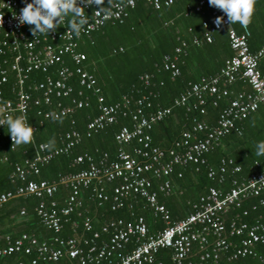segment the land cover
I'll return each instance as SVG.
<instances>
[{"label": "built area", "instance_id": "obj_1", "mask_svg": "<svg viewBox=\"0 0 264 264\" xmlns=\"http://www.w3.org/2000/svg\"><path fill=\"white\" fill-rule=\"evenodd\" d=\"M137 2H143L153 10H158L170 6L174 0H112L111 15L108 17L97 14L94 6L85 9L89 23L82 28L79 36L64 29L49 35L37 34L36 37L32 35L28 25L19 26L14 19L25 6L22 0H0V18H3V25L0 24V88L7 82L8 76L14 81L10 88L13 101L4 100L8 102L9 113L15 112L26 117L29 102L33 106L40 103L50 106L54 99L56 101L52 110L36 114L42 119L56 120L86 106V99L71 96V87L66 83L71 72L63 66L64 55L73 64L78 86L91 92L98 110L85 123L82 134L74 130L66 132L58 147L48 149L44 143L32 144V157L24 160L22 165H14L9 175L11 183L18 180L20 184L13 191L0 193V206L13 196L37 198L39 201L35 207V215L39 222L47 230L58 234L65 217L82 207L80 189L93 185L88 200L96 207L108 204V209L112 212L125 205L130 209L131 204H127V200L138 197L144 201L143 207L150 210L153 216H157L164 226L150 233L142 217L131 214L129 220H109L94 230L90 218L84 217L81 221V232L75 236H55L49 242L38 241L26 234L13 240L7 241L6 238V245L0 248V257L22 254L28 256L27 264H164L154 256L158 250L168 249V264H218L220 256L230 249L231 252L225 257L227 262L247 256L261 259L254 249L256 245L264 246V217L257 216L253 222L246 223L241 218L248 213L241 207L243 202L255 198L257 206L264 208V162H253L252 172L246 177L238 178L232 176L238 174L240 168L233 165L231 160L220 159L215 170L206 168V177L218 185L223 184L227 175H230L228 187L225 190L208 188L192 206L191 212L177 220L170 218L166 208L158 203L155 192L149 190L150 182L146 174L158 180L162 179L157 190L162 195H167L170 189L167 177L172 174L174 167H184L187 163L204 165V155L217 147L222 137L235 130L236 125L259 106L264 107V70H260L258 65L264 58V44L254 53H250L247 47V27L235 23L239 28V32H236L233 24L226 22V16L223 26L218 27L214 21L224 14L209 6L208 0H197L193 6H185L184 17L190 13L202 14L204 10L209 12L208 20L201 24L200 39L192 38L191 44H208L213 32L224 31L232 56L223 61L215 75L202 77L197 82L188 84L174 98L172 104L184 108L185 113L194 111L203 115L207 100L212 106L221 98H225L226 103L213 125H207L192 117L190 129L183 131L179 141L174 143L175 148L165 153L150 145L148 132L154 123L169 115L170 109H157L146 117L140 108L145 100L144 96L134 102L135 109L129 113L125 110L130 100L124 96L115 103L105 105L95 87L94 78L83 68L84 55L76 51V41L81 36L88 38L90 32L106 21L121 23L127 16V9ZM184 47L185 43L180 42L172 53L165 54L161 59V68L169 73L170 78L178 75L177 55L183 52ZM56 64L62 66L55 69L54 76L49 75L48 69ZM32 71H40L44 77L40 82L25 87V91V80ZM139 79L144 86L148 85L146 75ZM238 79L245 82L247 91L229 89ZM34 92H39V96L33 98ZM76 96H81L80 92ZM61 98H68L69 103L62 105L59 101ZM0 100H3L1 89ZM118 117H128L130 127H120L114 133L113 139L118 145L114 159L108 160L106 154H102L96 161L85 153L76 156L73 164H85V167L76 173L58 178V184L66 187L68 194L65 205L56 209L55 201L51 199L56 190L55 183L33 181L27 176L37 174L38 167L54 156L68 154L82 136L97 134L103 128L116 123ZM200 133L202 136L198 137L197 134ZM131 143L133 145L130 150L123 149V146ZM9 144V149L12 150L14 147L11 137ZM176 177H180L179 172ZM113 181L117 182L110 191H103V185ZM19 213L22 215L23 210ZM228 214L231 217L226 220L225 216ZM232 238L237 239L236 244L230 241ZM194 252L196 258L188 260ZM14 264L23 262L17 261Z\"/></svg>", "mask_w": 264, "mask_h": 264}, {"label": "trees", "instance_id": "obj_2", "mask_svg": "<svg viewBox=\"0 0 264 264\" xmlns=\"http://www.w3.org/2000/svg\"><path fill=\"white\" fill-rule=\"evenodd\" d=\"M196 1L174 0L170 6L161 7L158 10H153L143 2H137L132 8L127 9V16L121 23L106 21L101 27L90 32L88 38L83 35L76 41V51L84 55L83 68L94 78L95 87L105 105L115 103L124 96L130 100V104L125 110L129 113L135 109L134 102L144 96L145 100L142 101L140 108L146 117L157 109H170L169 115L154 123L148 132L150 145L165 153L175 148L174 143L179 141L183 131L190 129L192 117L207 125H213L219 111L226 103V99L221 98L215 106H212L207 100L203 115H198L194 111L185 113L184 108L175 107L172 104L174 98L183 92L188 84L195 83L202 77L208 78L215 75L223 61L232 56L224 31L213 32L211 42L208 44L202 43L198 46L191 44L192 38L200 39L201 24L209 18L207 10H204L202 14L190 13L186 17L183 16L185 6H193ZM105 4H107V0H105ZM69 19L71 17L67 18L64 25L57 31L67 29ZM233 27L236 32H239L236 24H233ZM246 27L249 32L248 51L254 53L264 44V0H256L251 23ZM180 42H184L185 47L183 52L177 55L178 75L170 78L169 73L161 68V59L165 54L172 53L173 49L180 45ZM263 59L258 62L260 70H264V65H261ZM61 66L62 64H56L48 69L47 73L54 76L55 69ZM63 66L71 72L66 82L71 87V96L86 99V106L53 120L42 119L36 113L52 110L56 100L52 99L50 106H45L42 103L33 106L29 102L26 119L35 129V144H47L50 139L54 138L55 147H58L66 132L74 130L82 134L85 123L98 112L95 97L91 95L90 91L78 86L77 77L73 73V64L67 55L63 56ZM144 75L147 76V86H144L143 81L139 79ZM196 75L199 77L197 78ZM43 77L44 74L40 71L30 72L25 80V91H27L25 87L40 82ZM13 85L12 77L8 76L7 82L0 88L3 100L13 101V95L10 92ZM229 89L231 91H247L248 87L243 80L238 79L229 86ZM77 92H80L81 96L77 97ZM36 96H39V92L32 94L33 98ZM59 101L62 105L69 103L68 98H61ZM11 115L18 116L15 112ZM123 126L130 127L128 117H118L116 123L103 128L97 134L89 137L82 136L78 144L68 154L54 156L46 164L38 167L37 174H30L27 178L33 181L45 180L55 183L56 190L51 199L55 201L56 209L63 207L68 189L62 184H58V178L76 173L85 167V164H73L74 158L80 154H88L94 161L102 154H106L108 160L114 159L118 145L114 142L113 135ZM197 136L201 137L202 134H197ZM9 137L7 128L5 126L0 128V157H2L1 160H4V163L0 162V164L5 165L10 174L14 165H22L24 160L32 157L33 147L32 144H28L16 146L11 150L9 149ZM260 141H264L263 106H259L237 124L235 130H231L222 137L218 146L204 155V165L187 163L184 167H174L172 174L167 177L170 184L167 195H162L157 190L162 179L158 180L146 174V178L150 182L149 190L155 192L158 203L166 208L172 220L180 219L191 212L192 206L207 192L208 188L215 187L225 190L228 187L230 175H227L223 184L218 185L214 180L206 177V168L215 170L220 159L231 160L233 165L240 168V172L232 177H246L252 172L253 162H264V155H255L256 145ZM132 145L133 143L123 146V149L130 150ZM177 172L180 173L179 178L176 177ZM116 182L104 184L103 191L109 192ZM6 184L4 191H13L20 182L15 180L10 183V180H7ZM92 187L93 185H90L80 189L82 207L65 217V222L62 223L58 234L47 230L39 222L35 215V207L39 201L37 198L32 196L11 197L5 203L14 197L19 201L21 198H25L23 199L24 215L21 216L25 229L21 230L18 236L26 234L35 237L38 241L46 242L52 241L55 236L60 238L75 236L76 233L81 232V221L84 217L90 218L94 230L109 220L117 218L129 220L132 216L142 217L150 233L164 226L157 216H153L150 210L143 207L144 201L138 197L127 200V204H131L130 209L125 205L112 212L109 211L108 204L96 207L88 200ZM256 203L255 198H250L242 203L241 208L246 209L248 213L247 216L241 218L242 221L251 223L257 216L264 217V208L257 206ZM252 206L254 209L251 210ZM131 214L132 216H130ZM230 215H226L225 219H229ZM230 241L237 243L236 238H232ZM254 250L256 255L261 257L260 260L257 257L247 256L227 262L225 257L231 252L229 249L220 256L218 264H264V246L256 245ZM169 254L168 249H160L154 257L156 260L168 264ZM195 258L196 253L194 252L187 259L194 260ZM27 259L28 256L22 254H10L0 257V264H14L17 261L27 264Z\"/></svg>", "mask_w": 264, "mask_h": 264}, {"label": "clouds", "instance_id": "obj_3", "mask_svg": "<svg viewBox=\"0 0 264 264\" xmlns=\"http://www.w3.org/2000/svg\"><path fill=\"white\" fill-rule=\"evenodd\" d=\"M24 7L20 9L18 16L14 19L18 21L19 26L28 25L34 37L37 34L49 35L57 31L64 25L69 17L67 29L79 36L84 26L89 23L85 9L95 7L97 14H103L105 17L111 15L110 8L112 0H107L108 6H104L105 0H22ZM209 6L220 10L224 15L217 17L214 23L222 27L225 23L224 16L227 17V23H239L241 26H248L254 13L256 0H208ZM0 24L3 25V18H0ZM67 31V32H68ZM0 126L7 128L12 140V147L28 145L35 143V130L28 123L24 115L13 116L9 113L8 102L0 100ZM46 148L55 147V140L50 139L45 145ZM255 155H264V141L256 145Z\"/></svg>", "mask_w": 264, "mask_h": 264}, {"label": "crops", "instance_id": "obj_4", "mask_svg": "<svg viewBox=\"0 0 264 264\" xmlns=\"http://www.w3.org/2000/svg\"><path fill=\"white\" fill-rule=\"evenodd\" d=\"M261 65H264V59L261 61ZM196 77L198 78L199 76L196 75ZM1 158L2 157H0V162L4 163V160H1ZM7 171V167L0 164V193L5 192L4 189L7 186L6 182L9 180L10 174ZM23 199L25 198H21V201H19L16 200V197H14L0 207V248L6 245V238L7 241L13 240L20 234L21 230L25 229V225L22 224L21 217L24 215L25 209ZM19 202L21 203L19 204ZM21 210H23L22 215L19 213Z\"/></svg>", "mask_w": 264, "mask_h": 264}]
</instances>
